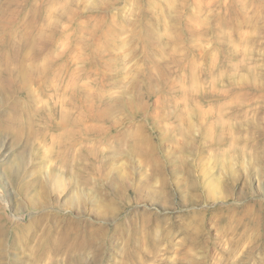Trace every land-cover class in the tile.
Here are the masks:
<instances>
[{
  "label": "rangeland",
  "instance_id": "374dc122",
  "mask_svg": "<svg viewBox=\"0 0 264 264\" xmlns=\"http://www.w3.org/2000/svg\"><path fill=\"white\" fill-rule=\"evenodd\" d=\"M0 264H264V0H0Z\"/></svg>",
  "mask_w": 264,
  "mask_h": 264
}]
</instances>
